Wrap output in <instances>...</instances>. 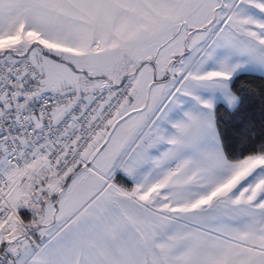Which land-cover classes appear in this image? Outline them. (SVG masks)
<instances>
[{
	"label": "snow or ice",
	"instance_id": "6c2138e0",
	"mask_svg": "<svg viewBox=\"0 0 264 264\" xmlns=\"http://www.w3.org/2000/svg\"><path fill=\"white\" fill-rule=\"evenodd\" d=\"M0 264H264V0H0Z\"/></svg>",
	"mask_w": 264,
	"mask_h": 264
}]
</instances>
